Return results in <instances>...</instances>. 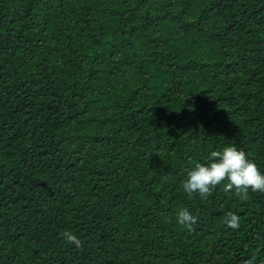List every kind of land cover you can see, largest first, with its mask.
<instances>
[{
  "label": "trees",
  "instance_id": "1",
  "mask_svg": "<svg viewBox=\"0 0 264 264\" xmlns=\"http://www.w3.org/2000/svg\"><path fill=\"white\" fill-rule=\"evenodd\" d=\"M230 144L264 174V0H0V264H264V193L182 187Z\"/></svg>",
  "mask_w": 264,
  "mask_h": 264
},
{
  "label": "clouds",
  "instance_id": "2",
  "mask_svg": "<svg viewBox=\"0 0 264 264\" xmlns=\"http://www.w3.org/2000/svg\"><path fill=\"white\" fill-rule=\"evenodd\" d=\"M209 160L211 162L207 166L196 163L195 168L187 172L182 187L189 197L198 194L206 199L221 183H224L223 191L226 194L234 193L241 200L249 199V191L264 193V174L248 158V154L234 144L225 146L222 151H212ZM163 179L167 181L168 175L165 174ZM177 222L187 230L194 231L198 219L187 208H182L177 214ZM224 222L233 230L240 226L239 217L232 212L226 214ZM60 236L78 249L83 246V242L72 232L65 230Z\"/></svg>",
  "mask_w": 264,
  "mask_h": 264
}]
</instances>
